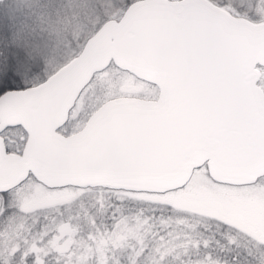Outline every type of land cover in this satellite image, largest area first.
<instances>
[{"label": "snow or ice", "instance_id": "1", "mask_svg": "<svg viewBox=\"0 0 264 264\" xmlns=\"http://www.w3.org/2000/svg\"><path fill=\"white\" fill-rule=\"evenodd\" d=\"M0 264H264V0H0Z\"/></svg>", "mask_w": 264, "mask_h": 264}]
</instances>
